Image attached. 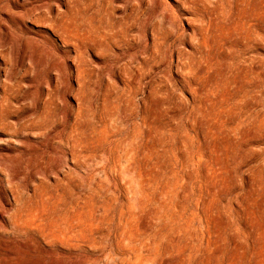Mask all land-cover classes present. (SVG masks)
Segmentation results:
<instances>
[{
  "label": "rangeland",
  "instance_id": "obj_1",
  "mask_svg": "<svg viewBox=\"0 0 264 264\" xmlns=\"http://www.w3.org/2000/svg\"><path fill=\"white\" fill-rule=\"evenodd\" d=\"M193 1L0 0V36L9 52L7 60L0 55V177L34 209L46 188L53 193L52 222L72 204L79 212L76 247L32 229L16 243L31 253L0 264H264V106L251 96L223 114L226 132L206 138L200 117L198 132L188 121L187 145L168 136L157 152L145 148L151 153L140 163L126 162L130 106L113 99L125 77L99 44L114 22H128L124 58L131 69L154 54L165 57L158 73L170 85L168 77L180 80L181 73L173 66L169 75L167 55L195 41L200 20ZM202 1L222 5V45L239 44L235 51L253 80L264 63L260 20L247 18L253 38L244 39L233 27L237 0ZM59 25L79 34L65 42ZM148 107L159 115L164 106L153 99Z\"/></svg>",
  "mask_w": 264,
  "mask_h": 264
},
{
  "label": "bare ground",
  "instance_id": "obj_2",
  "mask_svg": "<svg viewBox=\"0 0 264 264\" xmlns=\"http://www.w3.org/2000/svg\"><path fill=\"white\" fill-rule=\"evenodd\" d=\"M193 2L198 5L195 9H198L197 18L200 20L195 29V41L192 49L184 51L178 48L167 55L169 75L173 66L181 73L180 80L168 77L170 85L161 81L158 73L165 63V57L154 54L151 60L141 61L136 70L131 69L130 61L124 58L130 45L128 22H114L109 37H102L104 40L99 44L111 57L109 61L116 65L118 75L125 77V86L117 88L113 99L124 100L130 106L131 121L128 128L123 130L127 140L125 153L128 164L140 163L143 156L157 152L158 141L162 138L168 141V136L187 145L189 140H193L187 126L188 121H195V131L198 132L200 125L196 121L202 117L208 128L206 138H209L212 134L226 132L221 125L223 114L228 109L240 106L248 96L252 97L254 103L264 106V63L255 67L254 79H249L250 72L242 65V55L235 51L239 44L232 43L228 50L222 45L220 35L225 34V27L220 23L222 5L207 6L202 0ZM199 5H202L201 8ZM235 8L237 20L233 27L241 37L253 38V30L247 25L249 16L257 17L260 20L257 27L264 29V0H237L231 13H234ZM66 27L67 29H63L59 25L58 30L66 34L65 42L70 43L75 34L79 33L71 25ZM96 30L97 28L89 29V32L95 33ZM75 44L81 55L82 43L75 41ZM5 45L6 40L0 36V55L7 60L9 52ZM245 46L247 45L241 44L238 49L245 52ZM84 72V68L80 66L79 75ZM115 81L118 82L117 79ZM179 90L188 92L190 96L179 95ZM153 99L164 106L159 115L149 113L148 105ZM259 115L257 113L255 116ZM182 128L183 135L179 133ZM78 142L79 137L75 135L72 146L75 148ZM150 143L153 144V149L148 147ZM145 148L151 152H146ZM138 172L142 179L141 170L138 169ZM28 199L30 198L17 191L12 182L0 177V261L14 263L30 254L29 247L21 248L16 243L18 238L27 235L32 229L37 230L42 239H50L61 246L76 247L78 244L79 212L76 204L66 208L61 218L52 222L47 204L48 199H56L53 193L49 194L46 188L38 197L40 207L35 209L29 205Z\"/></svg>",
  "mask_w": 264,
  "mask_h": 264
}]
</instances>
